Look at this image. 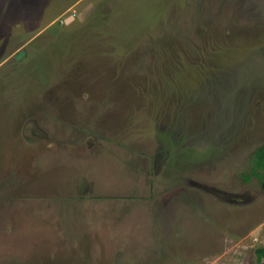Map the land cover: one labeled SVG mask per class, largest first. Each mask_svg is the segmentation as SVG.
I'll return each instance as SVG.
<instances>
[{
    "label": "rangeland",
    "instance_id": "obj_1",
    "mask_svg": "<svg viewBox=\"0 0 264 264\" xmlns=\"http://www.w3.org/2000/svg\"><path fill=\"white\" fill-rule=\"evenodd\" d=\"M259 147L264 0H0V264H257Z\"/></svg>",
    "mask_w": 264,
    "mask_h": 264
},
{
    "label": "trees",
    "instance_id": "obj_2",
    "mask_svg": "<svg viewBox=\"0 0 264 264\" xmlns=\"http://www.w3.org/2000/svg\"><path fill=\"white\" fill-rule=\"evenodd\" d=\"M252 162L253 169L251 173L254 175H259V171L264 170V147H259L256 149L252 156ZM254 252L256 255V263L264 264V243L257 247Z\"/></svg>",
    "mask_w": 264,
    "mask_h": 264
},
{
    "label": "water",
    "instance_id": "obj_3",
    "mask_svg": "<svg viewBox=\"0 0 264 264\" xmlns=\"http://www.w3.org/2000/svg\"><path fill=\"white\" fill-rule=\"evenodd\" d=\"M22 52L18 53L15 58L18 59L21 56Z\"/></svg>",
    "mask_w": 264,
    "mask_h": 264
}]
</instances>
